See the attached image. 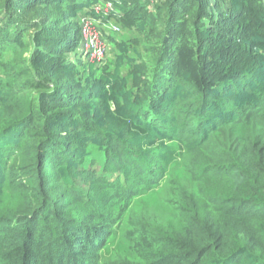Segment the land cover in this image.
<instances>
[{
	"label": "trees",
	"instance_id": "trees-1",
	"mask_svg": "<svg viewBox=\"0 0 264 264\" xmlns=\"http://www.w3.org/2000/svg\"><path fill=\"white\" fill-rule=\"evenodd\" d=\"M110 1L0 0V264H264V0Z\"/></svg>",
	"mask_w": 264,
	"mask_h": 264
},
{
	"label": "rangeland",
	"instance_id": "rangeland-1",
	"mask_svg": "<svg viewBox=\"0 0 264 264\" xmlns=\"http://www.w3.org/2000/svg\"><path fill=\"white\" fill-rule=\"evenodd\" d=\"M88 31L89 32L87 33V36L85 38L83 36L81 37L79 47H83L85 50H88V46H90V44L96 43L98 48V57L101 58V60H105L113 52V47L110 44H107V42L104 40V38L102 37L101 28L98 27L96 23L90 21L88 23ZM170 172L172 176L174 175L176 177L181 178L184 182L186 181V173L184 171L183 164L176 165L171 169ZM162 196H163V192L161 190L157 192L149 193L144 197H140L133 200L131 202V205L128 206V209L132 207L133 211H137V210L152 211L157 213L158 216L164 221L173 222L174 215L169 210V208L163 203ZM123 244H124V240H121L119 237L114 240L112 246L123 249L124 248Z\"/></svg>",
	"mask_w": 264,
	"mask_h": 264
},
{
	"label": "built area",
	"instance_id": "built-area-1",
	"mask_svg": "<svg viewBox=\"0 0 264 264\" xmlns=\"http://www.w3.org/2000/svg\"><path fill=\"white\" fill-rule=\"evenodd\" d=\"M95 9L102 13L103 15L107 14L110 10L113 9V3L110 0H103L102 4H99L95 7ZM95 23L93 20L88 18H83L81 21V34L85 38L87 36L88 31V23L89 22ZM114 30H118L117 27H113ZM89 57L96 61H101V58L98 57V48L96 43L90 44L88 46Z\"/></svg>",
	"mask_w": 264,
	"mask_h": 264
}]
</instances>
